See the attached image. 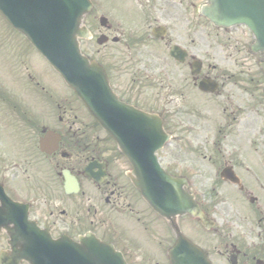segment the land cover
Segmentation results:
<instances>
[{"label":"flooded vegetation","instance_id":"af4514ba","mask_svg":"<svg viewBox=\"0 0 264 264\" xmlns=\"http://www.w3.org/2000/svg\"><path fill=\"white\" fill-rule=\"evenodd\" d=\"M121 1L91 0L92 9L86 17L91 38L82 41L81 46H87L85 55L89 59L99 56L97 60L118 98L146 114H156L163 132L171 137L157 153L159 162L170 175L187 181L186 191L212 223L210 229H205L198 219L178 217L180 232L200 247L212 264H264V75H258L253 87L260 96L257 98L254 90L250 92L245 75V51L251 54L250 43L245 42V28L212 27L224 40V48L231 52L227 62L236 71L228 74L215 62H204L198 54L202 18L196 2L200 0ZM189 6L195 12L184 11ZM180 9L184 10L177 12ZM101 18L107 19L103 26ZM238 29L242 31L237 32ZM13 33L27 45L20 34ZM99 36L105 38L98 46ZM173 47L186 53L182 63L169 56ZM150 48L166 51L162 76L155 74L160 69L157 61L155 66L142 59V52ZM111 51L117 53L118 60L116 55L110 57ZM123 53L124 65L120 60ZM126 65L130 74H120ZM123 79L126 84H121ZM155 89L164 93L160 107L154 106V93H158ZM136 97L140 100L132 101ZM67 113L63 110L52 128L44 125L37 129V143L44 128L61 135L58 150L50 156L39 153L38 145L35 147L38 158L49 170L0 174L5 193L12 200L27 204L29 220L52 238L66 236L78 242L91 234L112 244L127 264H169L167 252L176 240L169 222L145 203L130 183L127 171L115 168L101 146L102 142L115 146L105 132L98 128L103 135L100 142L99 136H88L90 129L86 124ZM201 132L205 133V141L212 144L215 164L214 185L208 191L200 181L199 171H193L192 163L183 160H198L199 145L193 141L200 140ZM18 152L19 156L11 159L16 168L17 163L25 161L22 152ZM89 165L93 169L85 171ZM16 174H31L26 176L32 186L24 192L29 194L26 199L20 198L22 187L11 178ZM65 174L76 183L68 194L63 188ZM223 185L228 190L221 191ZM233 207L240 208V212H234ZM228 209H232L231 213ZM239 214L240 218H233ZM239 227L241 231L237 230ZM0 241L4 243L1 252L8 248L4 231L0 232ZM137 258L139 262L135 261Z\"/></svg>","mask_w":264,"mask_h":264},{"label":"water","instance_id":"95a60500","mask_svg":"<svg viewBox=\"0 0 264 264\" xmlns=\"http://www.w3.org/2000/svg\"><path fill=\"white\" fill-rule=\"evenodd\" d=\"M90 9L89 0H0L3 19L32 44L116 142L131 167L128 178L134 187L155 212L170 222L176 233V243L168 254L170 264H210L175 225L174 217L186 214L200 219L208 228L193 197L182 189L185 181L171 177L158 163L155 153L168 139L160 120L120 102L103 68L80 52L79 39L88 37L82 19ZM201 12L217 27H247L254 36L252 52L264 57V0H208ZM171 56L182 59L176 50ZM259 66L264 73V60ZM60 139L48 131L39 141L40 151L51 155ZM64 178L65 193H71L76 183L66 175ZM1 229L9 235L11 252L0 254V264H125L111 245L92 236L79 243L66 237L51 239L28 220L27 206L10 200L0 185Z\"/></svg>","mask_w":264,"mask_h":264},{"label":"rangeland","instance_id":"374dc122","mask_svg":"<svg viewBox=\"0 0 264 264\" xmlns=\"http://www.w3.org/2000/svg\"><path fill=\"white\" fill-rule=\"evenodd\" d=\"M204 1H197L196 5L198 6ZM118 2L123 3L121 0H118ZM97 4L99 5V3ZM181 10L184 9L177 10V12H181ZM184 11L195 12L191 6ZM88 21L84 20V25L87 27L89 26ZM201 24L202 32L198 54L202 56L201 58L204 62L205 60H211L212 62L209 61V63L214 65L216 63V66L224 72L228 74L234 73L236 70L227 62V56L231 52L226 50L222 45L224 44V40H221V35H216V31L203 21ZM241 31L237 30V32ZM247 33L245 30V42L248 44L252 41V38ZM12 34H14L13 31L0 19V174H10L14 170H28L29 173L31 171L42 173L49 170V168L46 163H43L38 158V152L35 150L38 138L37 129L39 126L44 125L52 128L54 124H57V117L63 110L66 109L69 112L67 114L71 118L74 117L78 122L86 124L89 127L90 135L88 133V136H99L101 142L103 135L98 131V128L94 127L92 119L75 99L71 91L64 85L59 76L54 74L36 51L21 43L19 38ZM215 42H218V44L216 45ZM81 50L85 54L87 46H81ZM124 53L120 56V60H122L121 64L123 65L125 62ZM142 53V59L150 65H155L157 61L160 69L155 74L162 76L164 74L162 68L165 65L164 57L166 51L164 49L150 48ZM110 54V57L116 55L115 60H118L119 56L116 52L111 51ZM93 57L97 60L99 56L95 54ZM238 58H241V53L238 55ZM259 59V55H248L245 51V75H248L247 83L249 84L250 92L254 90L257 98L260 96L258 91L253 87H255L258 75H262L257 66ZM120 74H130L128 65H126L125 70L122 68ZM174 78H176V74ZM174 78L172 77V79ZM126 82L127 80L123 79L121 84H126ZM155 91L158 90L155 89ZM163 94L160 91L156 94L154 93V106L160 107L163 105ZM131 99L132 101L140 100L137 97ZM38 119L39 122L37 123ZM206 123L210 122L206 121ZM202 133H200V140L193 141L194 145H199L197 153L200 155L198 160L193 157H186L183 160L185 163H192L193 171H199L200 181L208 191L214 185L215 164H213L214 159L211 158L212 144L210 140L205 141V133L203 135ZM32 138L33 141H31ZM19 143L21 144L19 145ZM101 146L106 149L108 158L113 162L117 170L121 172L128 170V164L119 156L114 145L110 144V142H102ZM32 149L35 153L32 152ZM18 150L22 152L25 161L24 163H17L19 168H16L14 167L16 163L11 159L19 156ZM28 175L31 174H16L14 177H11L18 187H22L23 193L20 196L22 200L29 196L28 193L24 192H27L28 188L32 189V186L29 187V181L26 177ZM36 175L43 177L44 174ZM7 176L9 177V175ZM220 190L226 191L228 188L226 185H223ZM233 209L234 212L236 209L240 212V208L233 207ZM231 210L228 209L227 211L231 213ZM233 218H240V214L239 217L234 216ZM237 230L241 231V228L239 227ZM3 246L4 243L0 241V248H3ZM139 260V258L135 259L137 262ZM144 264H154V262L150 261V263L145 262Z\"/></svg>","mask_w":264,"mask_h":264}]
</instances>
